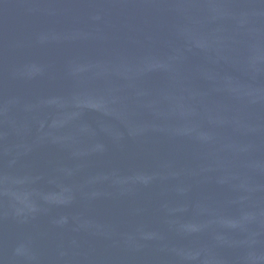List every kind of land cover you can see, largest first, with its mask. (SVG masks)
Masks as SVG:
<instances>
[{"label":"water","instance_id":"1","mask_svg":"<svg viewBox=\"0 0 264 264\" xmlns=\"http://www.w3.org/2000/svg\"><path fill=\"white\" fill-rule=\"evenodd\" d=\"M0 264H264V0H0Z\"/></svg>","mask_w":264,"mask_h":264}]
</instances>
